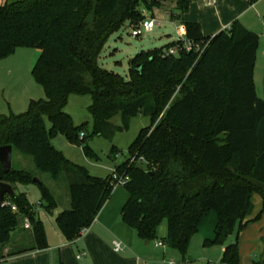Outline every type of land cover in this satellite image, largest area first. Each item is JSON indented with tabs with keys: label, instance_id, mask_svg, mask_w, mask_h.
I'll return each instance as SVG.
<instances>
[{
	"label": "trees",
	"instance_id": "trees-1",
	"mask_svg": "<svg viewBox=\"0 0 264 264\" xmlns=\"http://www.w3.org/2000/svg\"><path fill=\"white\" fill-rule=\"evenodd\" d=\"M191 1L177 0L171 19L185 26L184 39L193 49L187 51L185 42L177 40L141 52L129 61V78L104 69L100 57L112 35L127 23L138 27L147 18L144 11L160 5L156 0L0 3V60L20 47L40 50L32 76L46 94V99L32 100L24 113L0 115V148L12 146L32 158L36 171L12 167L4 174L0 162V184L8 183L15 191L0 208V262L49 248L44 222L19 187L38 185L43 211L53 214L58 208L55 194L39 175L65 183L71 206L55 221L68 243L91 227L115 191L111 176H93L54 145L58 136L73 145L86 143V126L75 125L65 110L71 95L92 97L93 136L111 139L116 129L109 121L118 113L126 127L139 114L156 125L143 131L129 150L131 158H145L146 166L130 165L131 158L123 164L113 160L130 178L123 186L128 200L121 219L142 240L157 239L167 220L164 243L187 254L207 213L215 212L219 221L214 239L205 246L227 245L238 225L243 230L260 220L264 100L255 87L259 35L235 21L229 29L205 36L200 24L184 21ZM246 1L253 5L257 0ZM175 48L178 53L169 54ZM138 66L141 73L134 70ZM84 151L93 156L90 146ZM255 194L263 198V208L248 220ZM25 219L31 222L34 245L5 254ZM226 247L221 263L241 264L238 238Z\"/></svg>",
	"mask_w": 264,
	"mask_h": 264
},
{
	"label": "rangeland",
	"instance_id": "rangeland-1",
	"mask_svg": "<svg viewBox=\"0 0 264 264\" xmlns=\"http://www.w3.org/2000/svg\"><path fill=\"white\" fill-rule=\"evenodd\" d=\"M15 1L20 0H0V3H15ZM238 1L221 0V3L216 7L217 9L210 8L202 10L200 7L202 5V0H192L188 9L189 11L184 15V18L193 14L196 20L198 18L203 20V23L199 21L201 24H198L204 26V31L207 33L205 36H211L212 33L217 31L215 27L218 23L223 27L224 25L222 24L233 23L235 21H239L249 31L253 33L256 32L259 35L260 44L257 54L258 59L255 66V87H257L259 98L264 100V25L262 24L264 22V0H257L254 3L257 12L255 10H250V13L235 20L232 19L233 15H237V13L244 10L245 8L243 6L250 5V3L244 0ZM156 2L160 3L158 7H154L151 11L145 10L144 12H146L147 15L146 19H155L159 27L152 33L144 32L143 36L137 38L132 35L134 28L127 23L123 29L112 35L107 42V46L99 60L104 69L111 72L114 71L125 78H129L130 59L141 52L166 47L171 44L169 41L171 38L173 41H177L178 36L176 34V27L172 24L171 19L172 13L177 12V0H156ZM142 8L144 10V6H142ZM219 12L221 16H219ZM222 30L220 32H222ZM40 54L41 51L38 49L20 47L11 56L0 60V115H19L26 112L32 100L46 99L43 88L32 76L33 68ZM92 104L93 100L89 95H71L65 108L66 113L71 115L75 125L79 127H83V125L86 126L84 130L86 143L84 146L70 144L65 141L62 136L58 137L60 138L59 140H64L65 145L58 139H55L53 142L56 148L61 151L67 159H70L83 168L85 167L93 176L106 178L113 175L114 162L115 164H123L130 160L131 155L129 154V150L132 144L143 131L152 127L153 123L151 117L139 114L130 118L129 125L126 127L122 114L118 113L109 121L113 128L116 129L111 139L93 136L92 133L95 124L90 109ZM46 126H48L49 129L51 128L48 121H46ZM155 126L156 125H154L152 129H154ZM85 146H90L93 151V156L85 153ZM114 150H116L114 154L115 157L112 156ZM12 159L15 169H25L33 173L36 172L32 158L14 151ZM113 160L115 161L113 162ZM40 176L43 183L55 194L58 204V208L53 214L40 211V218L44 222L47 237V233L51 236L54 227L57 226L55 220L60 212L70 209V194L65 188V183H63V181L55 182L47 175ZM22 191L27 193L29 202L35 206L36 213L44 209V207L40 205L43 200L38 185L30 184L21 186L19 187V192ZM114 192L117 195H125L127 193L124 187H117ZM253 196V204L255 205L259 197L256 194ZM8 202L9 199L7 196L6 203ZM6 203L4 205H6ZM15 211L17 210L15 209ZM212 214L215 213L211 212V215ZM204 222L206 231L211 230V217L206 218ZM167 226L168 222L165 220L157 231V239L150 241L143 240L152 251H158V249L155 248L157 243L164 244V249L160 251L162 255L161 260L164 258L163 253H167L165 264H221L220 262L224 253L223 246L225 245L205 246L206 238L203 235L204 232H200L192 237L187 254H184L177 249L170 248L164 243V239L167 236ZM245 228H247V226ZM234 231L228 243L238 238L241 264H253L261 260L262 257L264 258V254L261 255L262 246L259 239L257 240V234L253 233L252 227L240 230L238 225ZM12 238L13 240L4 248V251L8 248L12 250H21L24 247H30L34 243L30 235V230L25 228V223L19 232L17 231L12 235ZM245 238L249 240L250 246H252L251 248L247 244H244ZM241 248L243 250V256H241ZM0 264L11 263L0 262Z\"/></svg>",
	"mask_w": 264,
	"mask_h": 264
},
{
	"label": "crops",
	"instance_id": "crops-1",
	"mask_svg": "<svg viewBox=\"0 0 264 264\" xmlns=\"http://www.w3.org/2000/svg\"><path fill=\"white\" fill-rule=\"evenodd\" d=\"M205 1L206 0H202V5L200 6L202 10H206L210 8L214 9L221 3V0H216L215 6H205L204 5ZM234 1L237 2L238 0H234ZM243 7L245 9L242 10L240 13H237V15L234 14L232 19L236 20L240 18L241 16L250 13V10L251 11L255 10L257 12V9L255 8V4L253 5L248 4V6H243ZM218 14L219 16H221L220 12ZM184 21L200 23L199 21L202 22L203 20H200V18L196 20L195 16L191 14L188 15L186 18H184ZM231 23L232 22L227 24H222L224 25L223 27H221V25H219L218 23L215 27L217 28L215 29L217 31L212 33V35H216V33L220 32L222 29L225 30L229 28L231 26ZM172 24L174 25V27H176V34L178 36V39L184 38L185 30H186L185 26H183L180 22L177 21L172 22ZM262 24L264 25V22ZM202 28H203V34L206 35L207 33H205L204 31V26H202ZM169 41L171 43H175L176 40L173 41V39L171 38ZM57 139L59 140L60 138L57 137L56 140ZM64 140H59V141H62L61 143L65 145ZM257 196L260 199L258 198L256 200L255 205L253 204V200H252V208L251 211L248 213L249 214L247 217L248 220L256 219L259 216L260 212L262 211L263 198H261V196L259 195ZM127 200H128L127 193L125 195L122 194L117 195L114 192L111 199L107 202V204L103 207L101 213L95 219V222L91 225V227L86 228L85 233L81 234L77 240L68 243L65 237H63L62 234L60 233L58 227L55 226L51 236H49V233H47L48 243H49L48 249L39 250L36 252L24 253V255L10 258L6 262H10L11 264H165L167 253H163L164 258L163 260H161L162 255L160 251L161 249H164L165 246L164 247L155 246V248L158 249V251L155 250L152 251V249L149 248L148 244L144 243V241L138 236L136 231L128 227L123 222V219H121L122 210L124 206L127 204L126 203ZM40 211L43 210H39L38 211L39 214ZM208 217H211L212 228L211 230L206 231L204 221ZM218 221H219V217L216 213L212 215L211 212L207 213L205 217L200 221L197 234L200 232H204L203 235L206 238V240H213L215 237V233H216L215 228L217 226ZM250 227H252V230L254 231L253 233L257 234V240L259 239L260 244L262 246V251H261V255H262L264 254V242H263L264 213L259 221L249 224V226H247V228L245 229H248ZM118 241L122 243L124 251L116 253L113 250V245L115 242ZM232 242L234 241H230V243ZM230 243H227V245ZM244 244L250 246L249 240L247 238H245ZM33 245L34 243L30 247H32ZM227 245L223 246L224 252L227 248L226 247ZM30 247H24V248H30ZM251 247L252 246H250V248ZM9 251H12V249L8 248L7 250L4 251V253L8 254ZM242 254H243V250L241 248V256H243ZM80 255H84V256L79 259L78 256ZM253 264H264V258L262 257L261 260H259L258 262H254Z\"/></svg>",
	"mask_w": 264,
	"mask_h": 264
},
{
	"label": "built area",
	"instance_id": "built-area-1",
	"mask_svg": "<svg viewBox=\"0 0 264 264\" xmlns=\"http://www.w3.org/2000/svg\"><path fill=\"white\" fill-rule=\"evenodd\" d=\"M204 5L205 6H215L216 5V0H206L204 2ZM157 27H159L158 25V22L155 20V19H146L143 21V23H141L138 27H135L134 28V31L132 33V35L134 37H141L143 36L144 32L145 33H152ZM230 28V27H229ZM227 28V29H229ZM178 40H183V42H185V45H184V48L187 50V51H191L193 49V43L192 42H188L186 41L184 38H179ZM180 49H170L169 50V54L171 55H176L178 53ZM133 163H137V164H141V165H147V161L145 160V158H140L137 160L136 157H132L131 160H130V165H132ZM113 175L111 176L112 177V181L114 183V187L115 189L117 187H123L125 184H127L130 180L129 176L127 174H121L115 167L113 168ZM25 222V228L27 230H30L31 229V222H29L28 219H25L24 220ZM86 230L82 231L81 234L85 233ZM157 247H164V244L163 243H157L156 244ZM113 250L116 252V253H119V252H122L124 251L123 250V245L121 242H115L114 245H113ZM84 255H80L78 256V258H82Z\"/></svg>",
	"mask_w": 264,
	"mask_h": 264
},
{
	"label": "water",
	"instance_id": "water-1",
	"mask_svg": "<svg viewBox=\"0 0 264 264\" xmlns=\"http://www.w3.org/2000/svg\"><path fill=\"white\" fill-rule=\"evenodd\" d=\"M141 66L135 67L134 70L138 73H141ZM13 152L14 149L12 146H4L0 148V162L3 167L4 174L11 171L13 167ZM39 182V180H36V183ZM6 195H15V191H13V188L8 183H1L0 184V208H2V204L4 202V199Z\"/></svg>",
	"mask_w": 264,
	"mask_h": 264
}]
</instances>
